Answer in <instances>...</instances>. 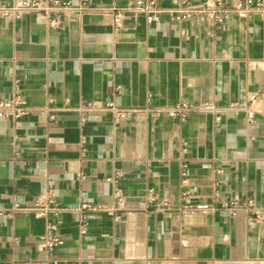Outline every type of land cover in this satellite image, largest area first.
I'll use <instances>...</instances> for the list:
<instances>
[{"label": "crops", "instance_id": "0c3cea01", "mask_svg": "<svg viewBox=\"0 0 264 264\" xmlns=\"http://www.w3.org/2000/svg\"><path fill=\"white\" fill-rule=\"evenodd\" d=\"M128 1L0 19V99L22 108L0 116V264H264V14L176 20L158 0L148 23ZM180 102L214 109L152 114ZM48 190L49 231L32 212ZM80 201L98 207L84 232Z\"/></svg>", "mask_w": 264, "mask_h": 264}, {"label": "built area", "instance_id": "2783aa9c", "mask_svg": "<svg viewBox=\"0 0 264 264\" xmlns=\"http://www.w3.org/2000/svg\"><path fill=\"white\" fill-rule=\"evenodd\" d=\"M94 6L92 0H0V19H18L25 13L33 12L44 18L48 25L55 26L61 22L67 14L72 13L79 15L82 12L91 9ZM125 9L131 13H143L148 23L156 22L162 13V8L158 5V0H129L125 6ZM111 12L114 23H117L121 17L120 7H113ZM168 15L172 19L184 20H208L213 23H221L232 13L240 14L244 17H250L253 13L264 14V0H236L231 3L225 1H205L197 4H189L186 0H180V4L175 9H169ZM20 101L16 94L9 98L0 99V116L12 113L17 117L21 112ZM229 107H233L230 105ZM214 109L208 102L190 103L180 102L178 105L173 106L165 111L162 109H156L152 111V114L156 116L160 112L167 113L173 119L184 120L188 113L193 111H209ZM129 113L126 109L114 107V118L119 119ZM116 178H108V180ZM114 194L118 202L122 200V194L118 188L115 189ZM156 198L152 189L148 190L147 202L152 203ZM37 206L34 207L33 213L35 216H48L51 215L53 220L47 222V230H55L58 225L57 213L61 207L56 203L51 192L48 190L43 194L38 195L36 198ZM239 206L233 202L229 209L233 212ZM18 205L14 204L11 209H17ZM161 208H168V204L163 202ZM97 206L91 205L86 201H80L74 211L80 213L79 217V230L85 231L86 214L84 210H96ZM251 214L255 217H261L263 211L260 209H251ZM47 248L53 245L62 243V240L58 237L52 236L45 238Z\"/></svg>", "mask_w": 264, "mask_h": 264}]
</instances>
